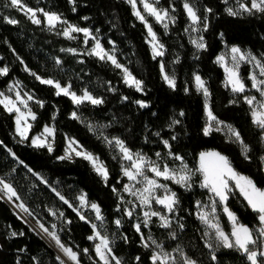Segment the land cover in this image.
Returning a JSON list of instances; mask_svg holds the SVG:
<instances>
[{
    "label": "trees",
    "instance_id": "trees-1",
    "mask_svg": "<svg viewBox=\"0 0 264 264\" xmlns=\"http://www.w3.org/2000/svg\"><path fill=\"white\" fill-rule=\"evenodd\" d=\"M186 2L201 17L204 49H196L187 35L189 19L183 7ZM22 3L56 12L69 23L90 29L100 37L102 47L115 48L117 60L143 82L142 91L125 84L117 68L87 52L92 40L85 43L81 33L66 38L61 25L50 29L43 16L39 17V25L34 24L24 12L12 7L10 0H0V69H8L7 75H0V90L17 80L33 96L29 107L37 117L32 121L28 139L21 141L16 135L14 113L0 105V177L13 185L19 200L32 213H26L29 220L34 224L53 223L61 242L78 253L80 264H101L93 241L88 239L93 233L94 215L86 211L82 220L74 210L78 197L84 193L89 202L99 206L104 218L101 231L112 241L113 254L122 258L124 264H152L151 252L143 246L141 233L166 251L181 249L197 264H250L235 249L206 247L205 228L196 215V202L212 196L200 187L202 178L197 170L200 153L214 150L226 156L236 172L264 189L263 129L253 122L250 107L243 98L246 92L233 93L224 84V71L215 60L227 45L250 51L264 64V13L229 16L224 0H159L158 7L170 10L175 18L164 29L153 17L145 15L163 45V56L159 58L153 56L147 43L144 24L125 0H22ZM208 8L212 11L206 12ZM6 17L17 23H7ZM161 65L170 77H175V89L165 82ZM31 73L61 86L71 85L70 90L77 94L87 90L103 103L92 105L85 101L74 105L68 96H57L53 86L41 84ZM249 73L247 65L241 66L240 76L246 88L251 87ZM197 74L209 90L208 104L213 115L240 133L249 149L246 154L238 141L221 130L204 135L205 99L195 86ZM36 100L43 101L44 106L40 107ZM138 101L147 107H141ZM73 112L77 114L75 119ZM46 125L55 129L52 152L30 143V138ZM68 137L98 156L108 170L107 182L82 157L60 159ZM105 137L119 138L130 150H140L149 157L160 153V165L171 168L178 164L175 157L179 156L190 168V189L168 182L179 200L171 214L170 227H161L153 218L147 227L140 224L141 233L136 231L133 218L120 207L124 183L120 153ZM165 140L168 147L163 143ZM230 185L233 192L227 206L239 223L258 228L257 213ZM57 192L69 203H64ZM216 214L222 229L230 232L229 221L219 204ZM116 220L121 221L119 227ZM13 232L16 236H12ZM84 249H88L87 255ZM213 254L216 260L212 259ZM57 257L0 199V264H60Z\"/></svg>",
    "mask_w": 264,
    "mask_h": 264
},
{
    "label": "snow or ice",
    "instance_id": "snow-or-ice-1",
    "mask_svg": "<svg viewBox=\"0 0 264 264\" xmlns=\"http://www.w3.org/2000/svg\"><path fill=\"white\" fill-rule=\"evenodd\" d=\"M74 2V0H73ZM128 2L133 7V14L145 24V27L148 30V34L151 37L153 56H161L163 52L160 50L163 48V45L159 43L158 37L156 33L153 31V28L150 24L147 23L145 17L141 14L140 11L136 10V0H128ZM143 3L144 11L149 15L153 16L158 23H163L165 29H167L168 24L164 23V21L169 18V12L166 9H158L150 2V0H141ZM156 3L159 0H155ZM227 4L228 0H224ZM236 4L238 7L235 9L233 7L226 8L227 14L229 16H238L243 13H247L252 15L254 12L264 13V0H251L250 6H248L244 0H236ZM10 5L12 7L17 8L18 11L22 10L25 15H28V18L32 21V23L39 25L41 20L36 18L37 12L42 13L47 26L50 29H56L58 25H64L62 35L66 38H73V33H83V35L87 38L91 36V33L88 28H81L77 25L69 23L67 20L63 19L60 14L52 11H45L44 9H32L27 7L22 3V0H10ZM188 18L190 19L193 25H197L201 22V17L197 15V11L194 9L192 5L189 3H184L183 5ZM174 11V9H173ZM210 8L206 9V12H211ZM6 22L9 24H16L17 21L15 19L5 18ZM85 19H87L85 17ZM174 23L175 18H171ZM206 20V17H205ZM207 25L205 23V29ZM197 29L194 28L193 31ZM93 39H95L93 37ZM197 49H204L205 44L201 40L198 42L197 40L192 41ZM87 43V40H85ZM68 51H74L73 49H68ZM232 53V61L233 67H225V73L227 77V84L231 86V90L233 93H244L245 92V83L240 76L238 71L239 62L247 61L249 59L256 61V67L260 69V75L264 76V64H261L259 60H256L255 56H252L251 53H244L238 47L231 48ZM90 55H96L101 60L107 58L108 61L112 63V65L118 69H121L124 73V83L129 87H134L136 91H142L143 82L141 80L136 79L135 76L125 67H123L115 58L114 55L106 52L99 40H96L95 46L91 49ZM224 57L221 56L218 58V62L223 63ZM57 64L60 63L59 60L56 61ZM163 67V66H162ZM27 70V69H26ZM8 69L2 68L0 69V75H7ZM36 77L37 80L40 81L41 84L51 85L56 89V95L59 96L61 94L70 97L74 105H81L85 101L90 102L92 105H100L103 103V100L100 98H95L91 93L87 90L83 91L82 95H77L76 92L71 91V85L61 86L59 82H56L52 79H42L40 76L36 75V73H31ZM252 80V88L256 89L260 92L261 97H264V88L260 87V85H264V80H257L255 75L250 77ZM164 80L168 84V86L172 89L176 87L175 77L164 75ZM196 87L198 91H202L203 95L208 98L210 96L208 88L205 86V82L201 79L199 75L195 76ZM12 90L10 86L9 91ZM27 96V100L21 97L19 91L15 94V100L6 96L3 92H0V105H3L4 109L9 113H16V133L20 136L21 141L28 139V132L31 129L32 125L28 123L29 118L31 120H36V114L32 111L31 107H29L28 101L33 100V96L28 93L24 94ZM124 99H127L125 97ZM245 103H247L250 107L253 108L252 116L253 122L259 128L264 129V100L257 101L255 96H245ZM235 102V101H233ZM255 102V107H254ZM21 104L27 109L26 112L21 111L20 107L17 105ZM36 103L43 107V101L36 100ZM141 107H147L143 102H137ZM207 110L208 117V125L204 127L203 132L204 135L207 136L213 131L212 123L215 122L219 124L220 121L213 115L210 108H208L207 104L205 105ZM183 115V113H181ZM72 118H77L76 112L72 113ZM173 123H178V121H174ZM230 131L235 136L236 140L243 147V151L245 154L249 151L248 147L244 145L243 140L240 137V133L234 129L230 128ZM55 129L53 127L45 126L43 129V133L41 135L35 136L31 140V144L36 148H44L47 147L49 152L53 151L52 144L48 142V137H54ZM108 144H115L118 147L119 152L122 154V159L130 161L129 167H123V174L128 178L129 181H136L137 183H141L144 186L140 189H137L136 192H133V195H137L141 205H149L152 200H155V203L162 205L169 213L175 210V206L179 204V200L177 198V194L174 191H170L165 184H161L155 178H150L146 175L145 170L153 173L154 177L162 178L163 180H172L174 183L181 185L185 188H191V184L189 181L191 180L190 170L185 168H181L179 172L174 169H170L167 165L161 168L154 161L149 160L143 154L137 152L133 154V152L125 146L123 140L119 138H113L109 140L105 137ZM165 147H168V141H163ZM76 142L70 141L69 147L66 149V155L60 157V159L68 158L70 152H75L76 156H81L83 159L89 161L92 164L93 169L100 175L105 182L108 180V170L103 165L102 162H99V158L95 157L92 153L87 151H77L73 145ZM159 157L160 153H156ZM175 159L181 160V157L176 156ZM31 171V169H29ZM202 176V182L200 187L208 189L209 193L213 197L211 200V213H206L201 211L198 218L204 223L207 228L214 230V238L216 241V247H223L225 249H235L240 252L241 255L245 256L247 261L250 264H264V259H260L264 257V189L257 187V185L247 176L240 175L236 172L228 158L224 155H221L219 152H202L200 154V165L198 170ZM35 174V173H34ZM140 177L142 179L138 180ZM232 182L235 186V189L239 190L240 195L247 202V205L251 208V210L257 213L259 227L258 228H249L248 226L239 223L238 218L234 212H232L227 206V201L229 196L233 192V187L230 185ZM157 189H163L164 195L158 196L155 195V191ZM124 190L126 192H132V187L129 185H125ZM115 191V189H113ZM0 193H3L4 196L11 201L13 197L17 200L20 199L17 191L13 187L10 182H6L3 177H0ZM57 195L60 197L64 203L68 204L69 202L59 193ZM82 206L87 204L86 197L81 195L78 197ZM217 204L221 205L223 208L224 214L228 217L229 222L231 223V232H225L219 222H213L210 219L211 217H215V213L217 210ZM71 207V205H69ZM197 206L200 207V202H197ZM91 209L96 213V220L103 222V216L101 214L100 208L97 204L92 203L90 205ZM19 208L32 215L27 207L23 203L19 204ZM75 210V209H74ZM79 214V213H78ZM128 216L132 215L131 211L126 213ZM61 215H63L61 213ZM144 217L146 218L144 221V226L147 227L150 217H159L161 220V227H170V222L168 218L157 211L144 212ZM80 218L82 220L85 217L80 214ZM116 225L119 227L121 224L120 220L115 221ZM39 224V221H38ZM39 227L45 232L52 240L55 241L57 247L63 252L64 256L68 258V260L72 261L73 264H80V259L78 253L73 251L72 248L65 246L60 240V238L56 235L55 232H50L47 228L44 227L43 224H39ZM182 227V226H181ZM136 231H141L140 224L135 225ZM92 229L94 235L89 236V240H98L99 242L95 244V254L102 262V264H110V261H115V264H122V260L117 258L113 254V249L110 246L112 241H110L107 235H101L100 231L97 230V225L92 224ZM23 235V233H21ZM205 236H210L209 232L204 233ZM12 236H16V233L13 232ZM174 238V237H173ZM124 239H127L124 237ZM151 239V237H149ZM141 240H144L143 235L141 236ZM151 243L155 245L157 248H160V252H154L151 259L152 264H176L175 257H173L170 253L163 250V246L161 244H157L155 240H151ZM145 248L149 247V244L145 242L143 244ZM206 247L212 248L210 243H206ZM182 257L183 264H197V262L190 257H187L183 254L182 250L177 248L175 250ZM84 254H88V249L83 250ZM137 260L140 258L137 257ZM213 260H216L215 254L212 256ZM57 260L60 261V264H65L64 260H61L60 257H57Z\"/></svg>",
    "mask_w": 264,
    "mask_h": 264
},
{
    "label": "rangeland",
    "instance_id": "rangeland-1",
    "mask_svg": "<svg viewBox=\"0 0 264 264\" xmlns=\"http://www.w3.org/2000/svg\"><path fill=\"white\" fill-rule=\"evenodd\" d=\"M125 1H127L128 2V0H125ZM150 2L151 3H153V5L155 6V7H157L158 9H164V8H161V7H158V5H157V3L155 2V0H150ZM244 2L248 5V6H250V4H251V0H244ZM129 3V2H128ZM130 4V3H129ZM130 6L132 7V5L130 4ZM28 7V6H27ZM228 7H233L234 9L236 8V7H238V5L236 4V0L235 1H233L232 3L230 2V3H228V6H227V8ZM31 8V7H30ZM32 9H42V8H32ZM132 9H133V7H132ZM136 10H138V11H140L141 12V14L145 17V15H149L147 12H145L144 11V7H143V3L141 2V0H136ZM22 11V10H21ZM134 11V10H133ZM23 12V11H22ZM168 12H169V18H167L165 21H164V23H167L168 25L172 22V19L171 18H173V15H172V12L170 11V10H168ZM28 15H30V14H28ZM27 15V16H28ZM40 16H43L42 15V13H40V12H37V16H36V18H38L39 19V17ZM149 16H151V15H149ZM188 16V15H187ZM151 17H153V16H151ZM154 18V17H153ZM138 19V18H137ZM145 19H146V17H145ZM189 19V18H188ZM45 20V19H44ZM139 20V19H138ZM154 20H155V18H154ZM140 21V20H139ZM147 21V20H146ZM156 21V20H155ZM157 22V21H156ZM45 23H46V21H45ZM147 23L149 24V22L147 21ZM158 23V22H157ZM47 24V23H46ZM72 24V23H71ZM144 24V23H143ZM163 28H164V26H163V23H159ZM144 26H145V24H144ZM63 27H64V25H61V28H62V30H63ZM168 28V27H167ZM194 28H196L197 30L196 31H193V29ZM145 29H146V40H147V43L149 44V46H150V49H151V52H152V54H153V50H152V43H151V37L149 36V34H148V30H147V28L145 27ZM165 29V28H164ZM202 29H203V26H202V24L201 23H199V24H197V25H193L192 23H191V21H190V19H189V25H188V27H187V35H188V37H189V39H190V41H191V43H192V45L196 48V46L193 44V40H197L198 42L201 40V38H202V36H201V32H202ZM89 31H90V29H89ZM90 33H91V36L90 37H85L84 35H83V33H81L83 36H84V39L85 40H87V39H91L92 40V45H91V47L87 50V52L88 53H90L91 52V49L95 46V42H96V40H99V42H100V37L99 36H97L96 34H93L91 31H90ZM73 34H77V33H73ZM72 34V35H73ZM93 37L95 38V39H93ZM159 41V40H158ZM160 43V42H159ZM101 44V43H100ZM161 44V43H160ZM102 46V45H101ZM233 47H238V46H227V45H224L223 46V48H222V50L219 52V54L216 56V58H215V60H216V63L218 64V65H220L221 67H222V69H223V71H224V74H225V81H224V84L228 87V88H230L231 89V86L230 85H228L227 84V77H226V73H225V67H229V68H232L233 67V61H232V53H231V48H233ZM103 48V47H102ZM239 48V47H238ZM104 49V48H103ZM197 49V48H196ZM241 49V48H240ZM106 52H108L109 54H112V55H114L115 56V58H116V60H117V57H116V49L115 48H110V49H104ZM162 52H163V48L162 49H160ZM241 51L242 52H244V53H251L250 51H248V50H243V49H241ZM251 55L252 56H254L252 53H251ZM95 57H97L96 55H94ZM163 55H161V56H155V57H159V58H161ZM221 56H223L224 57V61H223V63H221V62H218V58L219 57H221ZM97 58H99V57H97ZM100 59V58H99ZM105 61H108L107 60V58H105L104 59ZM256 60H259L258 58H256ZM118 61V60H117ZM109 63H111L110 61H108ZM123 67H125V68H127L123 63H121L120 61H118ZM112 64V63H111ZM243 65H247L248 67H249V69H250V73H249V78L252 76V75H255L256 76V78H257V80L259 81V80H264V76H261L260 75V69H259V67H256V61H254V60H251V59H249V60H247V61H240L239 62V68H238V71H239V73H240V69H241V66H243ZM3 68H5V67H3ZM116 68V67H115ZM2 69V68H1ZM118 69V68H117ZM119 71H120V75H121V77H122V79H123V81H124V73H123V71L121 70V69H118ZM161 71H162V76H163V78H164V75H168L166 72H165V70H164V68L162 67V65H161ZM198 75V74H197ZM169 76V75H168ZM196 76V75H195ZM251 80V79H250ZM194 81H195V79H194ZM166 82V81H165ZM10 86L12 87V90L11 91H9V88H10ZM66 86H68V85H66ZM195 86H196V82H195ZM260 87H262V88H264V85H260ZM197 88V87H196ZM245 95H244V97L243 98H245V96H255L256 98H257V101H260V100H264V97H261V95H260V92H258L256 89H254V88H252V80H251V87L250 88H246L245 87ZM56 90V89H55ZM17 91H19L20 92V94H21V97L23 98V99H25V100H27V96H25L24 94L25 93H28L29 95H31V93H29V92H27L26 90H24L23 88H22V86H21V84L17 81V80H12V81H10L9 82V84L7 85V87L4 89V90H0V92H3L6 96H8L9 98H11V99H13V100H15V94H16V92ZM200 92H202V91H200ZM83 94V92L81 93V94H77V95H82ZM202 94H203V92H202ZM204 96V95H203ZM70 98V97H69ZM204 101H205V105L207 104V106H208V108H209V104H208V98H206L205 96H204ZM245 100V99H244ZM29 102L30 101H28V104H29ZM18 107H20V109H21V111H24V112H26L27 111V109H25L24 108V106L23 105H21V104H19L18 103V105H17ZM250 107V106H249ZM254 107H255V102H254ZM250 110H251V114H252V111H253V108L252 107H250ZM262 111H264V110H262ZM14 113V112H13ZM14 116H15V119H16V113H14ZM252 118H253V116H252ZM32 121L33 120H31V118H29V120H28V123H30V124H32ZM219 121V120H218ZM208 125V117H207V110H206V107H205V126H207ZM49 127H51V126H49ZM212 127H213V130H215V129H217V130H221L222 132H224L230 139H234V140H236V138H235V136L232 134V132L230 131V128L231 129H234L233 127H231L230 125H228V124H226V123H223V122H221L220 121V123L219 124H216L215 122H213L212 123ZM43 129H44V127H43ZM43 129L39 132V133H37V134H35V135H33L31 138H30V143H31V140H32V138L33 137H35V136H38V135H41L42 133H43ZM235 130V129H234ZM15 131H16V123H15ZM263 134H264V129H263ZM16 135H17V133H16ZM17 137L20 139V136L19 135H17ZM48 139V142L49 143H53V137H48L47 138ZM21 140V139H20ZM74 139L73 138H71V137H68L67 138V141H66V146H65V149H64V151H63V153L60 155V157H63V156H65L66 155V149H68V147H69V142L70 141H73ZM75 141V140H74ZM237 141V140H236ZM76 142V141H75ZM239 142V141H238ZM113 144H114V142H113ZM115 145V144H114ZM73 147H75L76 148V150L77 151H87L86 149H84L82 146H80L77 142H76V144L75 145H73ZM116 148H117V150L119 151V149H118V147L117 146H115ZM241 147H242V145H241ZM242 149H243V147H242ZM132 152H133V154H135V153H137V152H139V153H141V154H143L146 158H148L149 160H151V161H154L157 165H159L161 168H163L164 166H165V164L164 165H160V163H159V160H160V157H158L157 155H155L154 157H149V156H147L146 154H144V153H142L140 150H135V151H133V150H131ZM87 152H89V151H87ZM205 152H216V151H214V150H209V151H205ZM91 153V152H90ZM120 153V152H119ZM201 154V153H200ZM94 155V154H93ZM95 157H98V156H96V155H94ZM74 157H77L76 155H75V152H70V155H69V157L68 158H65V159H72V158H74ZM79 157H81V156H79ZM89 162V161H88ZM99 162H102L100 159H99ZM103 163V162H102ZM89 164L91 165V167H92V164L89 162ZM103 165H104V163H103ZM119 165H120V172H121V177L124 179V183H123V186H122V194H120L119 195V202H120V207L122 208V209H124L126 212H128V211H131L132 212V215H131V217L133 218V220H134V227H135V225L136 224H143L144 225V221H145V217H144V212H146V211H148V212H151V211H157V212H159V213H161V215H164V216H166L167 218H168V220H169V222H170V225H171V221H172V216H171V214H172V212L171 213H169L162 205H159V204H157V203H155V200H152L151 201V203H150V206L149 205H141V203H140V201H139V199H138V197H137V195H133L132 193L133 192H136V190L137 189H140V188H142L144 185L143 184H141V183H137L136 181H129L128 180V178L123 174V167H129L130 166V161H127V160H124V159H122V154L120 153V159H119ZM199 165H200V155H199V158H198V168H199ZM105 166V165H104ZM123 166V167H122ZM169 167V166H168ZM186 167V169H188V170H190V168L185 164V163H183L181 160H178V164L175 166V167H173V168H171V167H169L170 169H174V170H176L177 172H179V170L181 169V168H185ZM92 169H93V167H92ZM94 170V169H93ZM95 171V170H94ZM145 172H146V175H148L150 178H155V179H157L158 180V182L159 183H161V184H165L166 186H167V188L170 190V191H173L172 189H171V187L169 186V184H168V182H172V183H174L172 180H167V181H165V180H163L162 178H157V177H154V175H153V173H151V172H148L147 170H145ZM190 172H191V170H190ZM97 173V172H96ZM240 175H243V174H241V173H239ZM100 176V175H99ZM243 176H245V175H243ZM101 177V176H100ZM102 178V177H101ZM201 178H202V176H201ZM5 179V178H4ZM103 179V178H102ZM138 180H140V179H142V178H140V177H138L137 178ZM104 180V179H103ZM5 181L6 182H8L6 179H5ZM201 182H202V179H201ZM189 183H190V181H189ZM230 183H232V182H230ZM174 184H176V183H174ZM191 184V183H190ZM233 184V183H232ZM125 185H129V186H131L132 187V192H126L125 190H124V188H125ZM176 185H179V184H176ZM234 185V184H233ZM179 186H181V185H179ZM182 187V186H181ZM183 188H185V187H183ZM185 189H190V188H185ZM208 190V189H207ZM238 190V189H237ZM239 191V190H238ZM155 195H158V196H163L165 193H164V190L163 189H157L156 191H155V193H154ZM81 195H83V196H85L86 197V195L84 194V193H82ZM80 195V196H81ZM79 196V197H80ZM212 198L213 197H210V198H208L206 201H197V202H200V207H198L197 206V202H196V215H197V217L199 216V214H200V212L201 211H203V212H206V213H211V200H212ZM15 197H13V199L12 200H14L15 201ZM18 203H17V202ZM16 203L19 205V204H21L17 199H16ZM86 201H87V204L86 205H84V206H82L81 205V203H80V200L78 199V205H77V207H76V209H75V211L77 212V213H79V215L80 214H84L86 211H89V212H92L93 213V215H94V222L92 223V224H96L97 225V230L98 231H100V233H101V235H105V234H103L102 233V231H101V224H102V222L101 221H98V220H96V213H95V211L94 210H92L91 209V207H90V205L92 204V202H89L88 200H87V198H86ZM176 207V206H175ZM223 209V208H222ZM25 214H26V212H25ZM28 214V213H27ZM102 214V213H101ZM29 215V214H28ZM226 215V214H225ZM27 216V215H26ZM103 216V215H102ZM227 217V216H226ZM28 218V217H27ZM55 218H57V217H55ZM153 218H155L156 220H157V223H158V225H160L161 226V220H160V218L159 217H150V220H149V222L151 221V219H153ZM199 219V218H198ZM210 219L213 221V222H219V220H218V217H217V214L215 213V217H211L210 216ZM227 219H228V217H227ZM200 220V219H199ZM201 221V220H200ZM229 221V220H228ZM36 223H38V221H35ZM202 223V222H201ZM39 224H42L41 222H39ZM39 224H34L41 232H42V234L45 236V237H47V239L48 240H51L55 245H56V243H55V241L54 240H52L51 239V237H49L45 232H43V230L39 227ZM203 224V226H204V228H205V232L207 231V232H209L210 233V236H205V241H206V243H210L211 245H212V248H216V241H215V238H214V230H212V229H209V228H207V226L204 224V223H202ZM220 224V223H219ZM229 224H230V227H231V223L229 222ZM44 225V227L45 228H47L50 232H55L56 233V235L59 237V235H58V231H57V228H56V226L53 224V223H49V224H43ZM148 225H149V223H148ZM221 226V225H220ZM222 228V227H221ZM230 232H231V229H230ZM230 232H228V233H230ZM140 233H141V231H140ZM92 235H94V233H92L90 236H92ZM143 234L141 233V236H142ZM143 237H144V240L142 241V244H144L145 242H147L148 244H149V247H147L149 250H150V252H151V257H152V255H153V253L154 252H160V248H157L155 245H153L152 243H151V240L152 239H149V237L150 236H144L143 235ZM91 241H93V243H94V249H95V244L96 243H98L99 241L98 240H91ZM111 241V240H110ZM158 244V243H157ZM57 246V245H56ZM65 246H67V245H65ZM111 246V245H110ZM67 247H69V246H67ZM164 250V249H163ZM176 249H174V250H170V251H166V250H164V251H166V252H168V253H170L173 257H175V260H176V264H183V260H182V257H181V255L179 254V253H177L176 251H175ZM74 251V250H73ZM63 253V252H62ZM64 255V254H63ZM117 257V256H116ZM65 260L67 261V262H69V264H73V262L72 261H70V260H68V258L65 256ZM98 258V257H97ZM117 258H119V259H121L122 260V258H120V257H117ZM260 259H264V257H261ZM98 260H99V258H98ZM100 261V260H99ZM101 262V261H100ZM157 263H159V262H157ZM101 264H102V262H101ZM110 264H115V261H110ZM122 264H124L123 263V261H122ZM170 264H171V262H170Z\"/></svg>",
    "mask_w": 264,
    "mask_h": 264
},
{
    "label": "bare ground",
    "instance_id": "bare-ground-1",
    "mask_svg": "<svg viewBox=\"0 0 264 264\" xmlns=\"http://www.w3.org/2000/svg\"><path fill=\"white\" fill-rule=\"evenodd\" d=\"M4 196V194H3ZM5 197V196H4ZM5 199L9 202L10 206L12 207V209L15 211V213L21 217L24 221H26L27 223H29L32 227H34L37 231H39V233L42 234V232L34 225L33 222H31L29 220V218H27L26 214L24 211H22L20 208H19V205L14 201V200H11L9 201L6 197ZM43 235V234H42ZM44 236V235H43ZM45 237V236H44ZM47 238V237H45ZM48 240V239H47ZM51 245L56 249V251L59 253V255L63 258V259H66L65 256L63 255V253L61 252V250L51 241V240H48ZM69 263V262H68Z\"/></svg>",
    "mask_w": 264,
    "mask_h": 264
},
{
    "label": "water",
    "instance_id": "water-1",
    "mask_svg": "<svg viewBox=\"0 0 264 264\" xmlns=\"http://www.w3.org/2000/svg\"><path fill=\"white\" fill-rule=\"evenodd\" d=\"M0 199L2 201H4L10 208L11 210L15 213V211L12 209V207L10 206L9 202L5 199V197L3 196V193H0ZM16 214V213H15ZM17 215V214H16ZM18 216V215H17ZM19 217V216H18ZM21 220H23L21 217H19ZM23 222H25V224H27L41 239H43L48 246L54 250V252L57 254L58 257H60L61 260L65 261V264H69L65 259H63L59 253L56 251V249L51 245V243L47 240V238H45L41 233H39V231H37L34 227H32L29 223H27L26 221L23 220Z\"/></svg>",
    "mask_w": 264,
    "mask_h": 264
},
{
    "label": "crops",
    "instance_id": "crops-1",
    "mask_svg": "<svg viewBox=\"0 0 264 264\" xmlns=\"http://www.w3.org/2000/svg\"><path fill=\"white\" fill-rule=\"evenodd\" d=\"M263 138H264V134H263Z\"/></svg>",
    "mask_w": 264,
    "mask_h": 264
}]
</instances>
